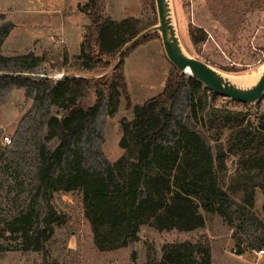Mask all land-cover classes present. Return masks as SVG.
<instances>
[{"label": "rangeland", "instance_id": "rangeland-1", "mask_svg": "<svg viewBox=\"0 0 264 264\" xmlns=\"http://www.w3.org/2000/svg\"><path fill=\"white\" fill-rule=\"evenodd\" d=\"M123 1L116 2V10L110 11V0H102L103 15L115 20L128 17L130 14L120 8L127 5L126 1L135 5V0ZM89 3L90 0H0V232L6 220L32 207L38 210L42 221L50 210L56 213L55 232L43 251H26L21 239L0 237V264H159L164 246L188 240L198 242L203 237L211 245L213 264H264V257L250 252L253 247L264 246V189H255L254 206L244 200L248 191L234 189L240 186L235 174L239 160L236 155L228 154L227 171L219 172L229 194L225 214L203 211L206 226L190 232L158 231L144 225L138 242L111 251H101L96 246L81 191H43L37 195L43 147L54 150L59 144L57 139H46L47 122L51 116L64 113L46 97V90L61 80L62 74H95L83 68V51L88 49L86 40L91 34L90 13L84 9ZM173 3L181 38L193 55L218 69H233L236 72L227 73L235 76L251 74L263 65L264 0ZM142 11L146 24L158 23L155 0H145ZM193 33L198 38L206 34L205 41L194 43ZM137 44L136 49L123 56L122 70L132 98L131 107L161 93L169 75L177 70L166 55L159 33ZM32 56L39 57L35 72L23 71L32 66ZM116 60H108L110 67ZM20 73L22 79H15ZM32 74L48 75L50 79L41 82L45 79ZM108 98L106 90L99 113L88 123L80 144L83 163L93 170L109 167L123 154L122 120L133 118V107L124 97L118 113L110 116ZM95 102L91 89L82 106L88 109ZM258 103V111L264 113V98ZM190 104L189 85L184 84L172 103L175 120L201 133L216 154L212 131L195 122ZM208 106L246 109L243 102L219 94L214 100L208 99ZM228 136L229 132L222 135L224 147ZM6 137L11 138L10 144ZM239 244L243 257L233 252Z\"/></svg>", "mask_w": 264, "mask_h": 264}, {"label": "trees", "instance_id": "trees-1", "mask_svg": "<svg viewBox=\"0 0 264 264\" xmlns=\"http://www.w3.org/2000/svg\"><path fill=\"white\" fill-rule=\"evenodd\" d=\"M84 9L89 10L91 17L88 49L83 51V68L88 73L106 71L111 65L108 60L116 59L128 42L157 24H146L139 17L115 20L104 16L102 0H90ZM192 37L194 43H200L205 41L206 34L198 38L193 33ZM137 47L138 44L126 54ZM38 62L39 57L32 56V66L23 71L35 72ZM124 63L123 59L109 77L96 81L64 78L46 90V97L64 113L51 116L47 122L46 139H57L59 144L54 150L43 147L37 195L43 191H81L85 215L101 251L138 242L144 225L158 231L190 232L206 226L203 211L225 214L229 194L219 172L227 171L228 154L239 158L235 174L240 186L234 189L248 191L244 200L254 206L255 189H264V113L258 111L259 103L257 107L244 103V110L209 107L208 99L214 100L218 94L176 67L161 93L132 106V119L123 118V154L102 170L84 165L80 144L88 123L99 113L106 90L110 116L118 113L122 97L131 107L132 98L122 70ZM21 75L14 78L22 79ZM44 79L40 81L47 82L49 78ZM184 84L189 85L195 122L213 133L216 154L201 133L175 120L172 103ZM91 89L96 102L86 109L82 101ZM226 132L229 136L224 147L221 140ZM54 215L55 211L50 210L42 221L38 210L32 207L6 220L0 237L21 239L26 251H43L55 232ZM203 238L164 246L159 264H213L211 245Z\"/></svg>", "mask_w": 264, "mask_h": 264}, {"label": "water", "instance_id": "water-1", "mask_svg": "<svg viewBox=\"0 0 264 264\" xmlns=\"http://www.w3.org/2000/svg\"><path fill=\"white\" fill-rule=\"evenodd\" d=\"M158 23L140 33L136 38L128 42L119 52L117 60L106 71L98 74H62L64 78L101 79L109 77L123 60L124 54L147 36L159 33L166 55L172 64L182 73L195 78L204 87L219 95L226 96L232 100L257 104L264 98V70L258 81L250 86H242L229 76L231 74L218 69L214 65L193 55L185 46L178 27L173 0H155ZM35 77L49 78L48 75L32 74Z\"/></svg>", "mask_w": 264, "mask_h": 264}, {"label": "crops", "instance_id": "crops-1", "mask_svg": "<svg viewBox=\"0 0 264 264\" xmlns=\"http://www.w3.org/2000/svg\"><path fill=\"white\" fill-rule=\"evenodd\" d=\"M116 2H120V0H110V7H109L110 11L111 10H113V11L116 10V7H115L116 6ZM123 2H125V0ZM124 4H127V5L123 6V8H120V9H122V11H124L126 15L130 14L128 17H139V18H141V15L143 14L142 10L144 9V6H145V0H135V5L134 4H129L127 1ZM131 12H134V14L131 15ZM125 18H127V17H125Z\"/></svg>", "mask_w": 264, "mask_h": 264}, {"label": "bare ground", "instance_id": "bare-ground-1", "mask_svg": "<svg viewBox=\"0 0 264 264\" xmlns=\"http://www.w3.org/2000/svg\"><path fill=\"white\" fill-rule=\"evenodd\" d=\"M263 70H264V63L257 71H254L251 74H247L244 76L232 75V76H229V78L232 79L234 82L242 85V86H250V85L255 84L258 81Z\"/></svg>", "mask_w": 264, "mask_h": 264}, {"label": "built area", "instance_id": "built-area-1", "mask_svg": "<svg viewBox=\"0 0 264 264\" xmlns=\"http://www.w3.org/2000/svg\"><path fill=\"white\" fill-rule=\"evenodd\" d=\"M6 141L9 144L12 142L11 138H9V137H6ZM232 229L235 231V228H232ZM233 252L238 257H243L244 256V252H243L242 247H241L240 244H239V246L236 245L233 248ZM250 252L256 257L263 258L264 257V246H262L260 248L253 247V248H251Z\"/></svg>", "mask_w": 264, "mask_h": 264}]
</instances>
